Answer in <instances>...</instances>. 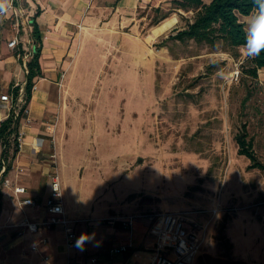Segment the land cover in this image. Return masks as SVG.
<instances>
[{"label": "rangeland", "instance_id": "374dc122", "mask_svg": "<svg viewBox=\"0 0 264 264\" xmlns=\"http://www.w3.org/2000/svg\"><path fill=\"white\" fill-rule=\"evenodd\" d=\"M0 2V8L7 5L8 10L24 5L23 0ZM135 9L132 24H108L109 10L99 16L103 21L97 15L79 26L76 43L64 60L49 69L43 62L45 71L55 73L42 120L46 128L52 126L58 170L63 179L62 151L86 178L79 190L83 204L92 202V214L77 220V238L86 223L98 227V235L88 233L93 238L83 249L98 255L100 264L112 260L109 249L119 244V236L130 237L129 228L110 234L108 227H121L118 218L133 216L131 230L136 235L147 228L148 214L168 210L182 214L188 227L202 234L195 264H262L259 256L251 260L240 256L247 243L239 239L249 223L254 236L263 229L252 228V223L263 224L264 168H248L250 160L237 153L235 138L246 123L248 138L264 164L262 72L257 77L248 74L252 64L243 45L230 48L220 41L211 45L167 38L193 20L195 9L180 8L175 0L159 6L144 2ZM165 14L158 24L173 17L177 21L152 35L158 25L153 21ZM21 17L18 13L5 18L16 33L26 27ZM239 19L246 27L248 16ZM23 45L30 50L25 35ZM16 49L11 53L15 50L17 59ZM29 56H23L22 66L17 60L15 72L6 78L22 88ZM46 136L43 149L50 146L53 151L51 136ZM44 155L49 159V152ZM25 174L19 175L23 182ZM4 207L7 223L16 224L19 206L7 199ZM34 207L27 205L21 213L32 217ZM102 228L108 229L106 234H101ZM40 235L49 236L48 248L58 251L60 229L25 234L24 248L30 251ZM65 257L61 252L60 258ZM47 264H52L50 259Z\"/></svg>", "mask_w": 264, "mask_h": 264}, {"label": "crops", "instance_id": "0c3cea01", "mask_svg": "<svg viewBox=\"0 0 264 264\" xmlns=\"http://www.w3.org/2000/svg\"><path fill=\"white\" fill-rule=\"evenodd\" d=\"M23 6L17 5L14 6L10 10L6 9V14H3L5 9L0 8V96L1 91L5 90L6 92L10 91L14 84L12 83V79H6L10 77L15 72V62L18 60L20 65L22 66L23 57H21V50L24 51V55L27 53H32L34 41L31 37V29L30 21L34 18V14L36 11L39 13L35 17V21L38 24L40 35H41V71L42 74L38 78H36V87L32 90L31 99L27 105L28 109V118L30 119V123L26 122V116H23L22 120L19 121L17 130L22 131L24 135V141L26 145L23 146V149L16 153V156L12 158L11 163L15 165H23L25 167V176L24 181H19L26 186L28 189L26 195L32 196L37 206L34 207L35 214L32 215V218L39 219L43 215H45V210L43 208L44 199L46 198L49 188H50V172L52 169L51 163L49 159H46V155L44 152L50 153L51 147H48V150H42L39 153L34 151L30 145L33 137L41 136L46 138L52 135L50 130L52 126H47L46 122L42 120V117L46 114V107L50 104V91L52 90L51 79L55 78V73L53 71H45V67H43V62L46 64V68L54 67V63L61 62L64 60V57L68 55L70 48L75 45L77 36H78V28L79 26H83L84 23H89L98 15H102L103 13L109 10V15H112L108 19V24L116 21H122L123 23L132 24L136 20L134 15L135 7L142 3L151 2L155 6H159L164 3L166 0H23ZM1 5V2H0ZM17 11V14L20 13L22 15V23H25L26 27L22 25L21 28L17 30V33L11 29L5 21V18H9V16L14 14V11ZM10 14L8 15V12ZM23 13L26 14V17H23ZM15 14V15H17ZM4 18V21L2 20ZM142 18V17H140ZM174 20L165 19L162 22L170 21V25L167 27H171L177 19L173 17ZM100 21L103 19H99ZM162 22L152 28V35L157 36L162 33L163 30H167V28L159 31V28ZM164 32V31H163ZM20 38H18V36ZM23 35L26 36V40L28 43V47L30 50L26 51L23 45ZM17 39V43L15 46H10L8 43L13 39ZM16 49L17 59L11 53V49ZM25 69V67H24ZM264 77V67L259 69ZM26 82V69L25 75L23 77V87ZM17 85H20L19 83ZM21 86V85H20ZM11 110L7 107V103L0 99V122L6 118ZM49 132V133H48ZM50 140V139H49ZM11 144L12 141L9 142L7 151L9 152V156L11 158ZM3 146L1 144L2 151ZM60 153L62 172H63V184H64V201H65V209L69 218L78 219V218H87L88 214H92L93 211L90 210L92 202L89 204L90 206H85L83 203L82 193L79 191L82 189V185L86 181V178L80 177L79 172L76 170V166H72L73 163L70 161H66L64 159L62 151ZM238 153V149H237ZM240 154V153H238ZM1 155V153H0ZM243 155V154H240ZM247 157L246 155H244ZM44 157V158H43ZM1 158V156H0ZM248 158V157H247ZM249 159V158H248ZM250 160V159H249ZM249 165V164H248ZM67 166H69V172L66 170ZM249 168V167H248ZM256 168V167H253ZM14 171L11 170L8 175L10 178H14ZM69 174V175H68ZM6 176V175H5ZM20 178V176H19ZM88 180V179H87ZM29 188L35 190L34 193H30ZM0 192H1V208H0V223H7V210L4 207L5 201L7 199H12L16 204L15 198L12 194V191L8 187H4L0 183ZM12 197V198H11ZM3 205V206H2ZM98 207V206H97ZM264 208V205H263ZM98 212V208L95 209ZM94 210V212H95ZM264 210V209H263ZM165 211V210H164ZM17 214L14 215L17 218V223L22 218L21 210H16ZM96 214V213H95ZM93 216V215H92ZM262 223L259 225L257 222L252 223V228L260 229V226L263 225V229L261 230L260 236H254L253 229H249L243 231V237L239 239V241H243L247 243L246 249L239 251V254L242 258L245 259H253L255 256H259L262 264H264V211L263 216H261ZM109 222V221H108ZM78 223V222H77ZM75 224V229L76 225ZM86 223V222H85ZM148 219H147V228H144L140 231L139 234H132V230H130V237L119 236L118 240L119 244H127L132 243L133 247L129 251L124 253L112 254V260H104L100 264H125L127 261L140 259L141 262H145V259L148 255H150L149 251L145 250V247L151 242L152 236L148 231ZM127 229L121 225L120 228L108 227L111 231L110 234H115L120 229ZM50 229H60L62 234V240L59 241L56 239V244L58 246V251L54 252L48 247L51 246V241L49 236H38L36 241L33 242L30 251L24 248L22 244L23 236L28 231H24L22 235L18 234L19 228L11 225L6 226L3 229V232L0 236V264H13V263H22V264H47L50 261L52 264H63L68 257H71L75 260H84L89 255L96 254H88L86 249L80 250L76 246L73 249H68L65 244L63 230L61 225H57ZM107 228H102L101 234H106ZM41 229L39 231H42ZM38 231V232H39ZM84 231V232H83ZM37 232V233H38ZM114 232V233H113ZM36 233V232H35ZM34 233V234H35ZM84 233H92L98 235V227H88L87 223L84 226L82 231H78V237ZM11 234L14 236L12 237ZM41 237H46L48 239L47 243H39L37 249H33V246L39 242ZM113 245V246H115ZM112 247V246H111ZM138 250L137 256L132 254L133 250ZM26 250L27 253L24 255L23 251ZM240 250V249H239ZM32 251L36 253L34 257H32ZM65 254V258H60V253Z\"/></svg>", "mask_w": 264, "mask_h": 264}, {"label": "built area", "instance_id": "2783aa9c", "mask_svg": "<svg viewBox=\"0 0 264 264\" xmlns=\"http://www.w3.org/2000/svg\"><path fill=\"white\" fill-rule=\"evenodd\" d=\"M14 14H17L16 10L14 11ZM16 43L17 39L13 38L8 44L10 46H15ZM15 86L16 85H14L10 91L1 94L0 99L7 103L9 110L14 113L15 117H18L20 114L19 102L23 99V88L20 86L18 95L14 97ZM35 87L36 85L33 86V89ZM25 112L28 113L27 108L25 109ZM26 122L30 123L28 115L26 116ZM52 132L53 131H50V133ZM15 140L19 152L23 149V146L26 145L22 131H14L11 134L9 142L12 141L13 143ZM44 142V137L35 136L30 145L34 151L39 152L43 149ZM50 142L54 149L48 155L52 169L50 172L49 192L44 199L43 204L46 214L39 219H34L26 214H22V218L16 224L0 223V236L4 227H9L11 225L19 228L18 234L20 235H22L24 231L35 233L41 229H50L57 225H61L65 244L68 249H73L75 248V242L77 240L75 224L78 219L69 218L66 213L64 184L58 170V153L56 151V141L53 135H51ZM2 146L3 149H6L7 151L8 143L3 144ZM8 153L9 152L7 151V156L4 155L0 158V183L12 191L17 206H19L20 210L23 212L25 206H37V204L32 196L26 195L27 188L19 181V175L25 171V167L23 165L14 166L11 163L12 158H10ZM10 163L11 167L8 169ZM11 170L15 172L13 180L8 175ZM146 217L149 221L148 231L152 236V240L145 247V250L149 251L150 255L144 258L145 262H141L140 259H134L127 261L125 264H195L196 258L203 246V237L200 232L188 227L182 214L165 210L150 213ZM108 221L114 223V220L109 219ZM118 221L123 227L131 230L135 218L130 215L120 217L118 218ZM47 242L48 239L46 237H41L39 242L33 246V249H37L39 243ZM132 247V243L115 245L109 249V254L124 253L132 249ZM137 252L138 250L134 249L132 254L137 256ZM98 262V255H89L84 260H75L68 257L63 264H98Z\"/></svg>", "mask_w": 264, "mask_h": 264}, {"label": "trees", "instance_id": "16d2710c", "mask_svg": "<svg viewBox=\"0 0 264 264\" xmlns=\"http://www.w3.org/2000/svg\"><path fill=\"white\" fill-rule=\"evenodd\" d=\"M178 7L183 9H195V16L192 21L181 29L170 34L167 38H174L176 40L185 41L192 39L197 43L215 44L222 42L230 48L242 46L245 41L246 27L244 21L239 19V15L248 16L249 14V0H175ZM159 9V7H157ZM156 9V10H158ZM34 18L31 19L30 25L31 37L34 41L33 51L31 55L25 60L26 82L23 87V101L20 104V114L18 117L14 116L11 111L9 115L0 122V142L1 144H9V137L17 130L19 119L26 116L25 109L31 99L33 86L36 78L41 76V35L37 22ZM166 17L162 15L156 18L152 25ZM21 57L24 56V51L21 50ZM22 60V58H21ZM251 66L246 69L248 74L252 77H257L259 69L264 67V53L259 57L250 59ZM20 85L14 87V97L19 93ZM236 142L238 144V153L246 155L250 159L249 168L257 167L264 168V164L258 159L254 149L251 138H248V131L246 123H243L240 130L237 132ZM11 158L16 156L18 147L16 140L11 144ZM7 154L6 149H2L1 156ZM11 163L8 166L10 169ZM5 175V174H4ZM1 197V192H0ZM1 208V201H0Z\"/></svg>", "mask_w": 264, "mask_h": 264}, {"label": "clouds", "instance_id": "9594fccd", "mask_svg": "<svg viewBox=\"0 0 264 264\" xmlns=\"http://www.w3.org/2000/svg\"><path fill=\"white\" fill-rule=\"evenodd\" d=\"M4 8L3 14H6L7 5ZM243 49L245 56L249 59L257 58L264 53V0H249V14ZM92 238L93 236L87 233L81 234L77 238L75 246L83 250L85 243Z\"/></svg>", "mask_w": 264, "mask_h": 264}, {"label": "bare ground", "instance_id": "6f19581e", "mask_svg": "<svg viewBox=\"0 0 264 264\" xmlns=\"http://www.w3.org/2000/svg\"><path fill=\"white\" fill-rule=\"evenodd\" d=\"M170 25V21H165L161 24L160 28H159V31H161L162 29H165L167 28L168 26Z\"/></svg>", "mask_w": 264, "mask_h": 264}]
</instances>
